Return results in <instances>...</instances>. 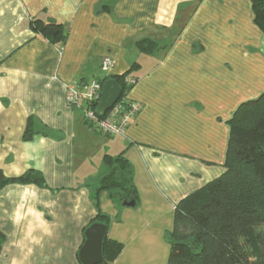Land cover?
Listing matches in <instances>:
<instances>
[{
    "label": "crops",
    "instance_id": "crops-1",
    "mask_svg": "<svg viewBox=\"0 0 264 264\" xmlns=\"http://www.w3.org/2000/svg\"><path fill=\"white\" fill-rule=\"evenodd\" d=\"M35 20L61 25L63 41ZM105 57L107 79H136L126 96L141 109L123 136L90 130L65 102L66 86L104 78ZM263 93L250 0H0V171L46 183L0 190V264H80L96 205L122 245L110 264H166L175 206L223 173L228 122ZM119 154L132 206L99 191L104 158Z\"/></svg>",
    "mask_w": 264,
    "mask_h": 264
},
{
    "label": "trees",
    "instance_id": "trees-1",
    "mask_svg": "<svg viewBox=\"0 0 264 264\" xmlns=\"http://www.w3.org/2000/svg\"><path fill=\"white\" fill-rule=\"evenodd\" d=\"M250 1L253 21L264 34V0ZM33 24V30L52 43L63 41L61 25L40 20ZM142 45L139 49L143 51L155 48ZM115 80L122 97L126 96L132 86L124 84V77ZM105 116L106 113L99 117ZM228 125L223 173L175 206L166 264H264V93L241 104ZM29 138L26 130L24 139ZM104 163L107 170L100 180L99 191L108 192L110 199L120 205L136 202L130 163L122 154L114 158L106 156ZM9 184L46 188L42 175L31 170L17 178H7L0 171V190ZM96 207L97 215L83 233L93 223L108 227L109 217ZM2 243L0 236V248ZM121 248V244L105 237L100 264H110Z\"/></svg>",
    "mask_w": 264,
    "mask_h": 264
},
{
    "label": "built area",
    "instance_id": "built-area-1",
    "mask_svg": "<svg viewBox=\"0 0 264 264\" xmlns=\"http://www.w3.org/2000/svg\"><path fill=\"white\" fill-rule=\"evenodd\" d=\"M114 63L108 57L103 58L100 70L107 78ZM103 81L101 79L85 82H75L66 86L65 102L70 108L82 111L84 123L90 130L99 132L104 136H123L129 122L140 111L141 105L130 101L127 96L121 97L114 106L106 112L104 118L96 113V108L101 99ZM136 83L134 78H124V84L129 87Z\"/></svg>",
    "mask_w": 264,
    "mask_h": 264
},
{
    "label": "water",
    "instance_id": "water-1",
    "mask_svg": "<svg viewBox=\"0 0 264 264\" xmlns=\"http://www.w3.org/2000/svg\"><path fill=\"white\" fill-rule=\"evenodd\" d=\"M121 87L115 79L103 81L101 99L96 108V113L103 116L120 99ZM132 206L133 202L126 204ZM107 226L101 223L91 224L84 232V243L78 251L80 264H100L102 261V246L106 237Z\"/></svg>",
    "mask_w": 264,
    "mask_h": 264
},
{
    "label": "rangeland",
    "instance_id": "rangeland-1",
    "mask_svg": "<svg viewBox=\"0 0 264 264\" xmlns=\"http://www.w3.org/2000/svg\"><path fill=\"white\" fill-rule=\"evenodd\" d=\"M114 66V65H113ZM109 76V75H108ZM108 78V77H107Z\"/></svg>",
    "mask_w": 264,
    "mask_h": 264
}]
</instances>
